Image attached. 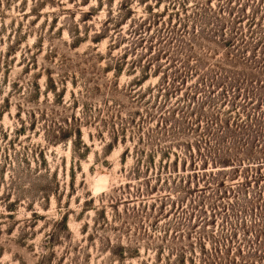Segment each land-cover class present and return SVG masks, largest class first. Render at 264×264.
I'll list each match as a JSON object with an SVG mask.
<instances>
[{
    "label": "rangeland",
    "instance_id": "obj_1",
    "mask_svg": "<svg viewBox=\"0 0 264 264\" xmlns=\"http://www.w3.org/2000/svg\"><path fill=\"white\" fill-rule=\"evenodd\" d=\"M0 264H264V0H0Z\"/></svg>",
    "mask_w": 264,
    "mask_h": 264
},
{
    "label": "trees",
    "instance_id": "obj_2",
    "mask_svg": "<svg viewBox=\"0 0 264 264\" xmlns=\"http://www.w3.org/2000/svg\"><path fill=\"white\" fill-rule=\"evenodd\" d=\"M160 60V58H157V59H153V58H151L149 61H148V65H147V67H148V71L149 70H152V67H153V64L155 63V64H158V61ZM167 60V59H166ZM168 61V60H167ZM162 68H163V65L161 66V65H159V66H156L155 67V71H154V73H153V75L154 76H158V74L161 72V70H162ZM146 69V68H145ZM163 75H165V72H163ZM147 77H148V75L146 74V76L145 77H143L142 78V80H140V81H138V83H135L134 85H133V88H132V90L133 91H135L137 88H139L140 86H141V83H143L146 79H147ZM192 78L193 76H192V74H189V75H183V79L184 80H186L187 78ZM167 82V78L166 77H164V76H162V78H160V80H159V82H158V84H157V86H156V91L158 92V93H160L161 91H163L164 90V87H165V83ZM182 82L183 81H181V84H182ZM139 91V90H138ZM137 91V92H138ZM175 92H176V90H175ZM166 102V104H167V101H165ZM221 165H223V167H233L234 165H231V163H229V162H227V161H225L224 163H220ZM244 169H246L242 164H240V165H238V167H233V168H231L230 170H229V172H227V173H222L224 170H221V171H219V172H217V173H212L211 175L213 176V177H218V176H221V175H224V174H226V175H230V177H232V176H236V175H238L241 171H244ZM221 172V173H220Z\"/></svg>",
    "mask_w": 264,
    "mask_h": 264
}]
</instances>
